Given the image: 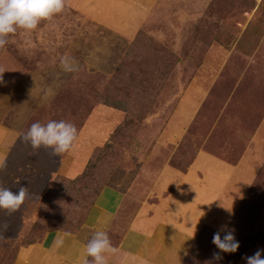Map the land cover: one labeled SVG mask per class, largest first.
<instances>
[{
    "label": "rangeland",
    "instance_id": "obj_1",
    "mask_svg": "<svg viewBox=\"0 0 264 264\" xmlns=\"http://www.w3.org/2000/svg\"><path fill=\"white\" fill-rule=\"evenodd\" d=\"M64 5L0 48V187L30 193L0 209V264L49 231L118 236L137 206L178 189L204 215L181 264H246L264 248V0ZM49 120L76 126L69 151L23 139ZM120 168L150 188L140 203L105 208ZM225 224L235 253L212 243Z\"/></svg>",
    "mask_w": 264,
    "mask_h": 264
},
{
    "label": "crops",
    "instance_id": "obj_2",
    "mask_svg": "<svg viewBox=\"0 0 264 264\" xmlns=\"http://www.w3.org/2000/svg\"><path fill=\"white\" fill-rule=\"evenodd\" d=\"M123 170H114L107 180L99 202L104 207L128 201L140 203L150 188ZM174 192L171 201L165 200L160 206H137L119 235L110 237L116 251L105 253L108 264H181L204 215L200 210L202 202L195 199L196 196L190 200L188 190ZM64 232H46L35 242L23 246L13 264H82L87 243L74 233L68 232L71 235L65 237L63 245H54V239Z\"/></svg>",
    "mask_w": 264,
    "mask_h": 264
},
{
    "label": "clouds",
    "instance_id": "obj_3",
    "mask_svg": "<svg viewBox=\"0 0 264 264\" xmlns=\"http://www.w3.org/2000/svg\"><path fill=\"white\" fill-rule=\"evenodd\" d=\"M64 0H0V48L8 43V35L17 32L18 28L33 30L42 19L51 18L64 8ZM62 63L68 68L67 58ZM70 70V69H69ZM77 137V128L65 120H49L46 124L33 122L23 139L33 149L45 147L51 149L53 155L69 151ZM5 166L4 158L0 157V168ZM30 193L26 186L21 185L16 191L7 187H0V209L9 212L17 210L28 198ZM223 233V235H221ZM71 234L64 232L58 235L53 243L59 247L64 239ZM212 243L220 252L235 253L239 248V241L235 237L234 229L227 224L222 225L212 236ZM86 255L82 264H108L105 253L115 252L106 231H96L85 246ZM220 252L214 253L215 259H220ZM88 257L92 259L89 260ZM246 264H264V248L257 249L250 256L244 257Z\"/></svg>",
    "mask_w": 264,
    "mask_h": 264
}]
</instances>
